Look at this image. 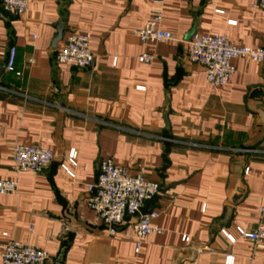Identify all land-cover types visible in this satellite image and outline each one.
I'll list each match as a JSON object with an SVG mask.
<instances>
[{
  "label": "crops",
  "instance_id": "0c3cea01",
  "mask_svg": "<svg viewBox=\"0 0 264 264\" xmlns=\"http://www.w3.org/2000/svg\"><path fill=\"white\" fill-rule=\"evenodd\" d=\"M1 1L0 180L18 188L0 194V254L8 233L48 252V264H264V242L237 232L256 228L264 204V62L236 58L231 81L215 88L186 51L195 32L264 47V11H251L253 0H165L161 27L173 38L143 43L133 32L153 0H27L22 15ZM61 25L58 47L91 35L93 68L56 62ZM13 46L20 75L5 69ZM144 53L151 64L139 62ZM18 144L51 150L52 163L15 173ZM72 151L75 177L61 168ZM109 157L161 186L143 211H160L164 231L138 253L86 205Z\"/></svg>",
  "mask_w": 264,
  "mask_h": 264
},
{
  "label": "built area",
  "instance_id": "2783aa9c",
  "mask_svg": "<svg viewBox=\"0 0 264 264\" xmlns=\"http://www.w3.org/2000/svg\"><path fill=\"white\" fill-rule=\"evenodd\" d=\"M155 8L151 18L145 25L133 33L143 43H158L171 40L172 34L161 27L164 17L165 0H153ZM5 12L22 15L28 10L27 0H2ZM251 11H264V0H253ZM35 37V36H34ZM187 56L191 63L203 66L207 82L215 88L225 87L236 73L233 60L244 58L252 62H264V47L239 45L226 35H209L195 32L187 45ZM17 48L11 47L6 61L7 72L20 75L16 70ZM56 62L68 64L78 69L93 68L95 54L91 48V35L72 33L66 37L56 50ZM139 62L151 64L154 56L144 53L138 58ZM78 154L72 151L61 168L71 177H75L73 168L78 166ZM54 158L51 150L28 144H18L14 148L13 170L19 172H43L50 166ZM250 171L246 168V172ZM16 179L0 180V194L16 192ZM88 196L86 205L93 210L105 227L108 237L122 235L135 246V252L152 233L162 234L163 229L156 224L160 211H143L147 202L161 193L158 183L149 181L143 172L136 175L121 165H117L109 157L102 160L97 179L87 186ZM259 219L254 230L248 231L237 227L241 237L247 238L254 244L264 242V204L258 209ZM223 234L231 242L236 238L223 230ZM5 241L1 246V264H48L50 255L43 249L15 240L8 233L3 234ZM189 242L190 238L184 236ZM226 262L232 264L233 256L226 257Z\"/></svg>",
  "mask_w": 264,
  "mask_h": 264
},
{
  "label": "water",
  "instance_id": "95a60500",
  "mask_svg": "<svg viewBox=\"0 0 264 264\" xmlns=\"http://www.w3.org/2000/svg\"><path fill=\"white\" fill-rule=\"evenodd\" d=\"M63 39V25L59 27L57 38L54 40V47L58 48V43Z\"/></svg>",
  "mask_w": 264,
  "mask_h": 264
}]
</instances>
